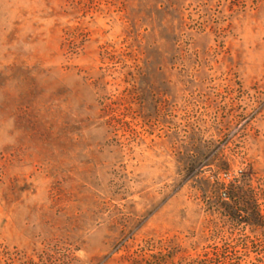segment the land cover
Here are the masks:
<instances>
[{
    "label": "rangeland",
    "instance_id": "rangeland-1",
    "mask_svg": "<svg viewBox=\"0 0 264 264\" xmlns=\"http://www.w3.org/2000/svg\"><path fill=\"white\" fill-rule=\"evenodd\" d=\"M0 264H264V0H0Z\"/></svg>",
    "mask_w": 264,
    "mask_h": 264
},
{
    "label": "trees",
    "instance_id": "trees-1",
    "mask_svg": "<svg viewBox=\"0 0 264 264\" xmlns=\"http://www.w3.org/2000/svg\"><path fill=\"white\" fill-rule=\"evenodd\" d=\"M225 194H227V195H228L229 197H231V198H234V197H235L232 188H229V189L225 192Z\"/></svg>",
    "mask_w": 264,
    "mask_h": 264
}]
</instances>
